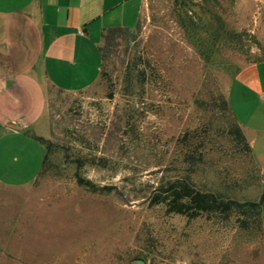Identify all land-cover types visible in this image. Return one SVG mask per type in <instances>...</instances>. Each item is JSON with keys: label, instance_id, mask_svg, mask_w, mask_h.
<instances>
[{"label": "rangeland", "instance_id": "1", "mask_svg": "<svg viewBox=\"0 0 264 264\" xmlns=\"http://www.w3.org/2000/svg\"><path fill=\"white\" fill-rule=\"evenodd\" d=\"M224 30L239 33L236 47ZM124 37L88 88L47 94L49 170L0 186V264H264V221L238 227L234 210L188 217L153 199L159 180L187 171L239 202L264 190L218 100L225 91L234 110L239 67L264 60V0H142ZM131 58L143 77L127 88ZM75 156L94 163L75 169Z\"/></svg>", "mask_w": 264, "mask_h": 264}, {"label": "crops", "instance_id": "2", "mask_svg": "<svg viewBox=\"0 0 264 264\" xmlns=\"http://www.w3.org/2000/svg\"><path fill=\"white\" fill-rule=\"evenodd\" d=\"M141 3L0 0V186L18 188L34 180L38 138L47 127V94L76 92L95 82L102 32L133 28ZM90 74L94 79L88 84ZM236 77L238 105L229 107L264 176V60L243 64Z\"/></svg>", "mask_w": 264, "mask_h": 264}, {"label": "trees", "instance_id": "3", "mask_svg": "<svg viewBox=\"0 0 264 264\" xmlns=\"http://www.w3.org/2000/svg\"><path fill=\"white\" fill-rule=\"evenodd\" d=\"M186 18L189 22L192 21L190 16H186ZM214 22H219L216 16L214 17ZM128 31L129 29L126 28L115 27L106 29L102 32L101 45L98 48L101 61L98 77H102L104 75L102 61L106 56V49L111 45L115 37L125 38L124 36ZM223 33L225 34L224 37L227 39L226 44L231 47H236V36H239V33L233 30H224ZM135 67L136 62L131 58L123 68L122 77L125 87L127 88L130 86V83L133 79H136V83L137 81H142L143 70H136ZM218 100L220 109L223 110L228 116L229 122L234 126L236 137L239 139L244 151L250 158L248 144L241 133L237 122L229 111L225 91L218 93ZM38 140L43 147L40 166L37 173V177H40L49 170L50 154L53 152V149L50 140L42 138H38ZM192 158L193 157L191 155L186 153L183 154L182 162H185L186 165L190 167L189 169L194 168L195 164L197 165V163L199 164L200 162L199 158ZM190 159H192L191 163L188 162ZM92 161V159L88 158L83 160V158L80 156H75V159L73 160L75 169H78L84 162H89L91 165L94 163ZM189 172L187 171V174H183L179 178L172 177L166 180H159L155 186V194L153 199L158 197L165 198L170 211L188 217H193L199 213L225 215L226 211L234 210L237 214L235 217V222L237 223L238 227H246L248 224L253 222L259 223L264 221V191L260 192L259 197L255 201L249 200L239 202L230 198L229 196L224 195V192L220 190H201L196 188L188 179ZM73 175L78 183H83V185L87 187L91 185L88 181L82 180V178H80L76 172H74Z\"/></svg>", "mask_w": 264, "mask_h": 264}]
</instances>
